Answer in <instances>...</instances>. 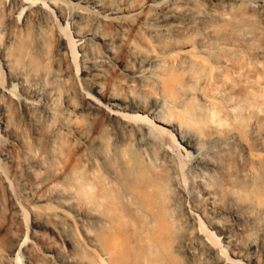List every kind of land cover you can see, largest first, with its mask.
I'll list each match as a JSON object with an SVG mask.
<instances>
[{
  "label": "bare ground",
  "instance_id": "bare-ground-1",
  "mask_svg": "<svg viewBox=\"0 0 264 264\" xmlns=\"http://www.w3.org/2000/svg\"><path fill=\"white\" fill-rule=\"evenodd\" d=\"M0 264H264V0H0Z\"/></svg>",
  "mask_w": 264,
  "mask_h": 264
},
{
  "label": "rangeland",
  "instance_id": "rangeland-1",
  "mask_svg": "<svg viewBox=\"0 0 264 264\" xmlns=\"http://www.w3.org/2000/svg\"><path fill=\"white\" fill-rule=\"evenodd\" d=\"M20 262H22V261H20Z\"/></svg>",
  "mask_w": 264,
  "mask_h": 264
}]
</instances>
